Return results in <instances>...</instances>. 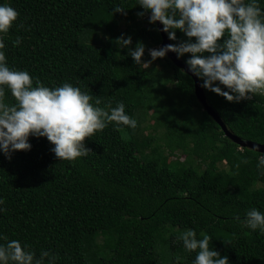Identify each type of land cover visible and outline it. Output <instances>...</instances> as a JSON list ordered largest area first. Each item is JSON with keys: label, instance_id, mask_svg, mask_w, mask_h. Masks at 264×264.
Segmentation results:
<instances>
[{"label": "trees", "instance_id": "16d2710c", "mask_svg": "<svg viewBox=\"0 0 264 264\" xmlns=\"http://www.w3.org/2000/svg\"><path fill=\"white\" fill-rule=\"evenodd\" d=\"M0 3L19 13L0 34L10 68L49 87L79 86L106 111L122 101L137 121L134 129L109 122L85 138L91 152L73 161L55 157L45 137L30 136L31 150L11 159L0 153V234L37 256L50 251L56 264H192L195 252L178 239L192 228L198 238L208 233L210 247L229 264H264V233L233 219L253 207L264 212V175L257 169L264 153L226 136L198 99L194 77L168 55L157 59L162 69H141L118 46L117 38L131 35L133 47L146 46L142 59H150L147 49L163 43L157 22L150 24L148 13L137 16L143 9L136 0ZM116 5L126 15L114 13ZM185 39L177 30V41L168 40ZM202 90L233 135L264 145V96L236 103ZM4 99L14 103L7 89ZM150 119L156 133L147 135ZM177 151L185 157L172 160Z\"/></svg>", "mask_w": 264, "mask_h": 264}, {"label": "clouds", "instance_id": "9594fccd", "mask_svg": "<svg viewBox=\"0 0 264 264\" xmlns=\"http://www.w3.org/2000/svg\"><path fill=\"white\" fill-rule=\"evenodd\" d=\"M259 4L260 0H136L135 5L143 9L137 12L138 17L148 13L150 24L159 21L163 27L158 30L169 40L177 41V30L187 39L148 48L150 59H142L146 46L138 41L133 47L131 35L122 34L116 41L141 69H148L169 52L177 58L190 54L185 63L202 81L201 87L239 103L253 95L264 96V8ZM113 12L126 15V8L116 5ZM18 16L10 4L0 3V34L8 33ZM20 42L17 38L13 43ZM4 49L0 36V153L6 158L11 159L19 150L30 151L31 136L47 138L55 157L73 161L91 152L85 138L109 122L117 127H136V119L126 113L122 101L106 111L98 106V100L93 103L91 95L70 82L46 86L28 71L10 68ZM6 89L14 103L5 102ZM241 163H248L247 158L241 157ZM257 169L264 175V154L258 157ZM4 203L0 198V205ZM233 219L251 231L264 233V212L255 207L243 219L238 214ZM200 237L192 228L178 237L188 252H195L192 264H229L227 256L210 247L212 237L208 233L201 232ZM0 240L6 241L0 243V264H56L59 259L48 250H41L37 256L29 245L2 234Z\"/></svg>", "mask_w": 264, "mask_h": 264}, {"label": "water", "instance_id": "95a60500", "mask_svg": "<svg viewBox=\"0 0 264 264\" xmlns=\"http://www.w3.org/2000/svg\"><path fill=\"white\" fill-rule=\"evenodd\" d=\"M157 24H158V28L159 29L163 27L162 24H160L159 21H157ZM160 32H161V34L163 36V43L161 45V47H162L163 45L169 44L170 42L168 40L167 34L162 32V31H160ZM167 55L169 56L170 59L173 60V62L178 67L184 69L187 73H189L190 75H192L194 77L195 82H196V94L198 96V99L201 101L203 106L208 110V112L214 117V119L221 125V127L225 131L226 136L231 138L234 142L239 144L241 147H248V148H251V149L256 150L258 152L264 153V145H260V144H257V143H254V142H250V141H244L241 138H238L235 135H233L228 130V128L223 123V121L218 116V114L206 102V97H205L204 92L202 90L201 83H200L199 79L197 77H195V75L192 74L190 71H188V66L186 65V63H184L181 59L177 58L175 53L169 52Z\"/></svg>", "mask_w": 264, "mask_h": 264}, {"label": "rangeland", "instance_id": "374dc122", "mask_svg": "<svg viewBox=\"0 0 264 264\" xmlns=\"http://www.w3.org/2000/svg\"><path fill=\"white\" fill-rule=\"evenodd\" d=\"M154 48H159V47H154ZM113 52V50L109 49V53L111 54ZM150 57V56H149ZM159 68L162 69L163 65L158 62L157 60L155 61V65L154 62L150 65L149 68ZM152 112L150 111L149 114H151ZM144 126H148L147 129L144 131L147 135L148 134H155L156 133V125L153 124V120L150 119L149 121L146 122V124ZM181 157H185L184 154H182L181 152L177 151L174 155L171 156L172 160H177Z\"/></svg>", "mask_w": 264, "mask_h": 264}]
</instances>
